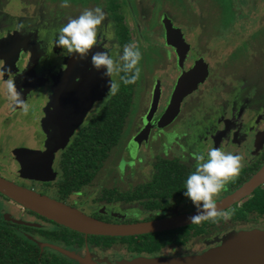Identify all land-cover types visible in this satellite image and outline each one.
I'll return each instance as SVG.
<instances>
[{
    "label": "flooded vegetation",
    "instance_id": "obj_1",
    "mask_svg": "<svg viewBox=\"0 0 264 264\" xmlns=\"http://www.w3.org/2000/svg\"><path fill=\"white\" fill-rule=\"evenodd\" d=\"M154 1L99 4L106 13L103 25L110 22L113 33L101 44L117 55L136 42L143 53L140 79L120 81L119 91L108 95L110 77L91 65V51L104 49L94 46L79 59L55 45L59 27L78 12L61 0H0V176L118 225L197 210L184 195V181L195 170L197 153L209 147L245 158L240 174L216 194L217 205L250 190L220 211L231 213L227 218L130 237L86 236L7 200L24 209L26 220L0 214V228L4 220L32 224L21 225L31 231L14 225L15 233L40 242L41 255L73 264H127L202 255L241 232L264 231V0H240L245 13L188 0V26L155 9ZM167 23L179 31L180 46L167 40ZM182 78L193 89L166 119ZM9 79L29 112L9 98ZM195 79L203 81L195 87ZM115 132L121 135L114 145Z\"/></svg>",
    "mask_w": 264,
    "mask_h": 264
},
{
    "label": "clouds",
    "instance_id": "obj_2",
    "mask_svg": "<svg viewBox=\"0 0 264 264\" xmlns=\"http://www.w3.org/2000/svg\"><path fill=\"white\" fill-rule=\"evenodd\" d=\"M64 2L67 3V0ZM105 19L106 13L100 5L94 9H84L78 16L69 18L67 23L59 27L55 45L61 47L63 55L79 59H86L94 46L104 49L91 51V65L97 70L104 69V75L110 77L108 95H115L119 91L120 81L132 84L140 79V61L143 53L136 42H132L124 45L121 54H110L106 46L101 44L104 36L113 35L107 30L111 26L110 22L104 27ZM113 74L119 75V80L113 79ZM7 90L14 105L21 106L25 113L30 111L27 101L20 98L21 93L17 90L14 80H7ZM196 160L195 170L191 171L184 181V195L190 198L197 208V212L190 217L191 221L214 219L221 214L225 218L229 217L231 213L220 212L215 196L226 187L229 180L240 174L245 163L244 156L216 146L209 147L206 153H197Z\"/></svg>",
    "mask_w": 264,
    "mask_h": 264
},
{
    "label": "water",
    "instance_id": "obj_3",
    "mask_svg": "<svg viewBox=\"0 0 264 264\" xmlns=\"http://www.w3.org/2000/svg\"><path fill=\"white\" fill-rule=\"evenodd\" d=\"M166 26L168 30L167 40L169 43L180 46V43L176 42V39L182 38L181 35L178 34L179 31L172 29L169 23H167ZM201 81L203 80L195 79V87ZM191 89L193 88L188 85L187 78L180 79L171 103L172 108L166 115V119H171L177 114L182 100L188 92L192 91ZM259 176L256 179L258 181L254 182L252 187L258 184L261 179V176ZM249 190L250 189L244 190L225 199L217 205L218 209L222 211L228 208L240 199L243 194L245 195L248 193ZM0 193L16 202L24 209L34 212L35 214L45 217L46 219L73 231L85 234L86 236H139L179 229L197 223L192 222L190 219V217L197 212L196 211L191 214L176 216L163 221L119 225L109 224L89 218L78 210H73L59 204L56 200L41 196L36 191L18 185L17 183L1 176ZM6 218L10 219V217ZM18 222L32 225L21 220ZM60 251L66 253V251L62 249ZM127 264H264V231L254 230L250 232H241L240 234L227 239L221 246L202 255L159 259L140 258Z\"/></svg>",
    "mask_w": 264,
    "mask_h": 264
},
{
    "label": "rangeland",
    "instance_id": "obj_4",
    "mask_svg": "<svg viewBox=\"0 0 264 264\" xmlns=\"http://www.w3.org/2000/svg\"><path fill=\"white\" fill-rule=\"evenodd\" d=\"M148 1L152 2V0H148ZM196 1L200 2L201 5H203V6L204 5H209V6H212L214 8L217 7V8H220L221 10H225V11H233L234 7H238L239 10H241L242 12L245 13L244 8L240 9V6H241L240 0H196ZM61 2L64 5V6L63 5L62 6L65 7L67 10H69V11L72 10L74 14H76L78 12V15H79L86 8H95L97 5L100 4L101 0H67V3H65L64 0H61ZM154 2L156 3V5L154 6L155 9H158V10L162 9L164 11H167L180 24H182V25L184 24L185 26H188L187 25L188 20H187V17H185L187 13H190L188 0H162L161 3H160V0H155ZM185 2H186V4H185ZM260 5L261 4H258L257 6H260ZM140 46H143V43H141ZM165 59L166 58H162L161 59L162 65L165 64ZM143 68H144V66H143ZM147 80H149V79H147ZM141 102L142 101H140V102L137 101L136 108H139V106L142 105ZM138 149L139 148H137L136 152H138ZM122 151H123V149H121L120 157L122 156ZM134 154L137 155V153H134ZM118 159H117V161H118ZM111 161L108 163V165L109 166H113L112 167V170H113L114 166H115V161L114 160L112 162ZM27 188H29V187H27ZM29 189H31V188H29ZM32 190H34V189H32ZM36 192L38 194H40L41 196H46L47 197V195H43V194L39 193L38 191H36ZM1 198L3 200L2 203H0V214L1 215H10V214H12V215H16V216L20 217L19 219H21V220H26V218L24 216V209L23 208L18 207V208L22 209V210L21 209L18 210L15 207H12L11 205H8L6 203V201L9 200V198H6V196H2V195H1ZM59 204H62L64 206H66V207H69V208H71L73 210H78L83 215L91 218L89 215L84 213L79 208L72 207V206H69L67 204L65 205V203L64 204L63 203H59ZM196 211L197 210H195L194 212H196ZM178 216H180V215H178ZM181 216H183V215H181Z\"/></svg>",
    "mask_w": 264,
    "mask_h": 264
},
{
    "label": "trees",
    "instance_id": "obj_5",
    "mask_svg": "<svg viewBox=\"0 0 264 264\" xmlns=\"http://www.w3.org/2000/svg\"><path fill=\"white\" fill-rule=\"evenodd\" d=\"M116 100L115 108L118 107ZM118 111L116 110L114 122L115 128H117L119 116L117 115ZM108 119V118H107ZM119 132H115L113 144L115 145L119 141L120 137ZM31 214H34L30 212ZM5 224L0 228V264H73L61 258L49 257L46 254L41 255L40 242H32L25 235L16 234L15 227L23 228L28 231H31L29 227L21 226L22 223L18 224H8L7 220H4ZM33 229V228H32ZM35 230V229H33ZM147 237H140L145 241ZM144 243V242H143ZM141 245H138L139 248ZM151 246V245H147Z\"/></svg>",
    "mask_w": 264,
    "mask_h": 264
}]
</instances>
